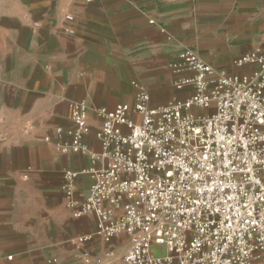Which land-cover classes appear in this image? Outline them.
Returning <instances> with one entry per match:
<instances>
[{
  "label": "crops",
  "instance_id": "obj_1",
  "mask_svg": "<svg viewBox=\"0 0 264 264\" xmlns=\"http://www.w3.org/2000/svg\"><path fill=\"white\" fill-rule=\"evenodd\" d=\"M262 45L264 0H1L0 264H85L74 239L93 232L95 219L73 216L62 175L77 173L82 198L100 162L56 149L68 140L71 101L110 109L132 103L135 85L147 90L151 107L185 99L193 88L172 83L191 73L170 67L181 50L249 74L256 65L231 61ZM89 118L84 143L99 153L97 119ZM85 249L101 257L93 264H123L129 236L96 238Z\"/></svg>",
  "mask_w": 264,
  "mask_h": 264
},
{
  "label": "built area",
  "instance_id": "obj_2",
  "mask_svg": "<svg viewBox=\"0 0 264 264\" xmlns=\"http://www.w3.org/2000/svg\"><path fill=\"white\" fill-rule=\"evenodd\" d=\"M249 64L258 69L238 74L183 49L170 67L191 73L172 83L193 88L185 99L151 107L147 90L135 85L132 103H69L68 140L56 149L100 162L82 198L75 196L77 173L62 175L73 216L95 219L93 232L74 239L85 264L101 260L87 244L119 234L129 236L123 264H264V45L231 61ZM92 112L99 153L84 143Z\"/></svg>",
  "mask_w": 264,
  "mask_h": 264
},
{
  "label": "rangeland",
  "instance_id": "obj_3",
  "mask_svg": "<svg viewBox=\"0 0 264 264\" xmlns=\"http://www.w3.org/2000/svg\"><path fill=\"white\" fill-rule=\"evenodd\" d=\"M1 1V0H0Z\"/></svg>",
  "mask_w": 264,
  "mask_h": 264
}]
</instances>
